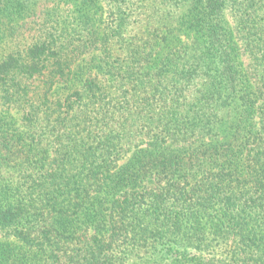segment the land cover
<instances>
[{
	"label": "trees",
	"instance_id": "trees-1",
	"mask_svg": "<svg viewBox=\"0 0 264 264\" xmlns=\"http://www.w3.org/2000/svg\"><path fill=\"white\" fill-rule=\"evenodd\" d=\"M0 264H264V0H0Z\"/></svg>",
	"mask_w": 264,
	"mask_h": 264
}]
</instances>
